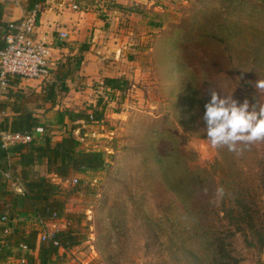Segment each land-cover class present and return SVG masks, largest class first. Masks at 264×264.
I'll list each match as a JSON object with an SVG mask.
<instances>
[{"label":"rangeland","instance_id":"1","mask_svg":"<svg viewBox=\"0 0 264 264\" xmlns=\"http://www.w3.org/2000/svg\"><path fill=\"white\" fill-rule=\"evenodd\" d=\"M229 1H85L88 10L116 26L129 63V90L111 93L96 82L91 84L95 91L75 98L83 100L76 113L104 111L102 122L71 127L81 126V149L102 151L106 164L55 181L68 193L63 195L68 217L55 227L75 231L81 241L61 264H213L206 250L213 232L231 243L226 247L238 264H264L263 229L253 234L244 224L247 233L238 231L224 197L203 193L196 180L198 171L213 174L217 182L236 170L250 192L243 193L246 203L255 201L253 207L264 210V141L238 145L243 150L237 154L212 147L201 131L210 88L231 94L238 103L247 98L249 110L264 104V91L255 87L264 79V0ZM257 14H262L259 19ZM223 21L240 28V38H229L227 45L218 40L227 35ZM30 87L12 92L0 86V92L10 104L34 108L39 125L47 128L43 117L52 108L39 102ZM38 103L43 110H35ZM67 110L61 113L69 117ZM7 112L9 119L15 116ZM14 188L23 190L20 184ZM29 228H38L35 220ZM230 231L235 234L228 237Z\"/></svg>","mask_w":264,"mask_h":264},{"label":"trees","instance_id":"2","mask_svg":"<svg viewBox=\"0 0 264 264\" xmlns=\"http://www.w3.org/2000/svg\"><path fill=\"white\" fill-rule=\"evenodd\" d=\"M236 1L230 0L229 2L233 4ZM45 2L46 0H27L26 9L28 11L37 4L40 6L44 5ZM238 2L239 5L243 4L242 1L238 0ZM255 6L256 4L251 5V9H255ZM83 7L86 8V6ZM244 7L242 5V8ZM263 13L264 11H262ZM262 14H257L256 18L259 19ZM2 17L3 10L0 3V49L4 45V37L9 33L8 24L1 20ZM221 27L227 31L226 36L221 35L218 37V40L222 44L227 45L229 38H240V28H232L229 22L224 21ZM88 49L89 44H83L81 53ZM69 59L56 68L54 80L50 81L51 83L49 84H44L43 101L55 104L59 94L69 90L67 81L73 77L75 71L78 69L82 55L76 58L74 66ZM12 82L11 80L10 84ZM103 86L112 90L113 93L118 92L119 94L126 93L129 90L128 80L124 78H105ZM1 94L0 92V97ZM8 106L16 115L12 119L5 118L0 124V129L35 132V128L39 126V119L35 116L32 107L27 103L23 107L17 106L14 103L4 102L0 98V113L5 111ZM67 113L72 120H82L89 124L102 122L105 118L103 109H96L86 113H76L73 110H67ZM38 137L36 136L29 144L19 147L18 158L15 162L0 147V167L5 171H10L12 181L22 185L23 189L19 191L14 188L11 185V179L4 178L2 170H0V199H9V201L0 200L4 202V206L0 209V218L4 214L14 219L30 216L46 220L53 219L54 217H68L65 212L66 198L64 197L68 196V193L48 174H53V176L61 180H67L75 174L98 170L106 164L102 151H86L81 149V141L75 138L73 134L63 137L60 141H54L50 136L46 135L42 138ZM37 165H45L47 168L46 174H42L36 168ZM230 171L232 175L226 173L217 182L213 174L208 173L206 170H202V172L198 171L196 173V180L199 190L209 194L216 191L215 186H222L225 189L222 202L229 205L226 207L227 213L230 215L231 221L236 225L238 231L244 232V234L247 233L244 224L248 225L249 231H252L253 234L260 233L261 229L264 231V222L258 223L259 219L264 220V210L260 211V209L253 207L257 204L255 201H253L252 206L246 203L247 197L243 193L248 195L250 192L247 187L241 185L242 182L238 181L237 171ZM260 179L263 183L261 187L264 188V170L261 172ZM237 193H240L239 197H237ZM227 198L229 200L225 201ZM4 228L5 224L0 222V233L4 234ZM38 234L39 230L37 228L26 232L25 229L17 227L14 232L6 235L5 238L0 240V263L14 254L12 248L23 249L21 246L26 245L27 249L23 250L29 252L23 254L22 257L27 260L28 264H57L55 256L59 255L60 249L68 251L81 242L78 234L71 229L58 230L54 233L53 238L42 243L38 242ZM234 234L235 232L230 231V234L227 236L230 237ZM262 235L263 233H260L262 241L261 250L264 252V237ZM54 240H57L59 245H55ZM228 244L230 245L231 243L226 242V237L220 235L218 232H215V234L213 232V234L209 235V240H206V250L207 257L209 255L212 258L213 264H238L237 258L227 249L226 246ZM36 249H39L38 257H35L30 252ZM17 255L21 256L20 254Z\"/></svg>","mask_w":264,"mask_h":264},{"label":"crops","instance_id":"3","mask_svg":"<svg viewBox=\"0 0 264 264\" xmlns=\"http://www.w3.org/2000/svg\"><path fill=\"white\" fill-rule=\"evenodd\" d=\"M85 1L86 0H46L45 4L41 5V12L35 37L38 42L45 43L50 46L52 50L53 60L51 68L53 75L50 81L52 82L55 78L54 71L56 68L60 64L65 63L69 58L73 66L75 65L78 56L82 55V60L73 77L67 81L69 90L58 96L60 102L52 104L44 101V106L47 105V108H52V110L44 117L42 116L43 122H46L44 126L47 128L42 126L44 132L41 135H37L39 136L38 138L44 137L45 134L46 136H50L54 141H60L63 137L73 134L75 138L81 141L78 138L83 134V131H80L81 126L79 125V127L75 129L71 127V124L83 121H70L66 113H61L63 107L68 108V110L74 109L73 111H78V107H83V100L82 102L79 100L76 101L75 98L82 99L86 93L95 91L94 87L92 88L91 86L92 83L97 82L99 83L97 88L112 93V90L103 86L104 79H125L126 76H128L129 71L125 67H127L129 63H125V61L128 60L122 55L121 47L124 46L120 43V39L116 37L118 36L115 32L116 26L111 22L101 19L98 14L91 12L87 7H83ZM0 3L2 4L3 10V17L1 20L7 24L11 21L20 19L32 9L31 8L27 11L26 4L23 3L22 0H0ZM74 5H77L78 8H74ZM61 32H67L68 36L62 37L60 34ZM85 43L89 44V49L81 53L82 45ZM120 61H123V63ZM12 81L13 82L9 85L10 91H12L11 89H13L12 92L25 90L28 85L33 86L28 89L35 91L34 96L41 98L39 102L44 100V84L51 83L50 81L43 82L42 80L26 78H14ZM35 83L37 85H34ZM79 85H82L81 89L80 87L79 89L77 88ZM0 98L4 101L3 94H1ZM4 102L7 101L5 100ZM61 104L63 105L61 106ZM35 105H37L35 110H43L44 106H40L39 103ZM9 110L12 111L8 106L6 110L3 111L6 118H8L9 112L7 111ZM58 110L59 112H55ZM14 115H16V113H14ZM55 116L57 117V122L55 121ZM18 150L19 147H15L8 152V157L12 161L14 160V162L18 158ZM36 168L40 170L42 174H46L47 168L45 165H37ZM48 175L53 177L54 181L61 180L53 176V174ZM0 200L9 201V199ZM3 203L4 202L0 201V209L4 206ZM32 220H35L33 216L20 219L9 217L6 225L9 226L11 232H14L17 227L23 228L26 232H29ZM10 233H0V240ZM12 252H14V254L6 258L0 264H28L27 260L22 256L29 251L14 247L12 248ZM30 252L33 253L35 257H38L39 255V249ZM68 252L69 250L65 251L64 249H60L59 255L55 256L57 264L63 263L62 260L68 255ZM17 254H20L21 256H18Z\"/></svg>","mask_w":264,"mask_h":264},{"label":"built area","instance_id":"4","mask_svg":"<svg viewBox=\"0 0 264 264\" xmlns=\"http://www.w3.org/2000/svg\"><path fill=\"white\" fill-rule=\"evenodd\" d=\"M74 8H78L74 5ZM41 6L35 5L27 14L20 19L9 22V33L4 37V45L0 49V86H9L14 78H26L33 80H42L48 82L52 77L51 63L53 54L50 46L45 43H40L35 37L38 27ZM62 37H67V32L60 33ZM44 132L42 126L35 128V132L26 131L19 132L11 129H0V147L7 153L15 147H21L32 142L37 135ZM2 170L4 178L11 179V185L16 186V182L12 181L10 171ZM77 181V180H76ZM21 191V190H19ZM9 216L4 214L0 221L5 224L4 233H10V228L7 224ZM60 218L46 220L43 218H35V223L39 230L38 241L46 242L54 237V233L59 230L56 224ZM53 225L55 228L49 229L48 226ZM55 245H59L57 240H54ZM27 249L26 245L21 246Z\"/></svg>","mask_w":264,"mask_h":264},{"label":"clouds","instance_id":"5","mask_svg":"<svg viewBox=\"0 0 264 264\" xmlns=\"http://www.w3.org/2000/svg\"><path fill=\"white\" fill-rule=\"evenodd\" d=\"M255 87L264 91V79H259ZM210 100L205 104L203 121L210 144L214 148L227 147L228 151L239 153L243 149L238 145L248 146L264 141V104L250 105L247 98L238 103L231 94H219L216 89H209ZM225 189H216L217 200L223 199Z\"/></svg>","mask_w":264,"mask_h":264},{"label":"water","instance_id":"6","mask_svg":"<svg viewBox=\"0 0 264 264\" xmlns=\"http://www.w3.org/2000/svg\"><path fill=\"white\" fill-rule=\"evenodd\" d=\"M77 137V136H76ZM80 139V137H78Z\"/></svg>","mask_w":264,"mask_h":264}]
</instances>
